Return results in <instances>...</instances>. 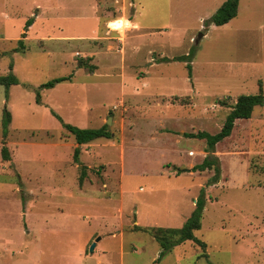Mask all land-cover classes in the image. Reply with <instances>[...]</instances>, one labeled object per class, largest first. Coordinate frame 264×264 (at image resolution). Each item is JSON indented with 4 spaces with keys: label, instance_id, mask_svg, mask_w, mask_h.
Here are the masks:
<instances>
[{
    "label": "rangeland",
    "instance_id": "1",
    "mask_svg": "<svg viewBox=\"0 0 264 264\" xmlns=\"http://www.w3.org/2000/svg\"><path fill=\"white\" fill-rule=\"evenodd\" d=\"M224 1L0 0V77L18 81L0 85V264H264V106L217 144L227 165L219 161L214 186L212 170L175 176L158 166L176 156L167 149L176 142L155 126L176 131L200 119L215 134L238 96L260 86L264 96V2L243 10L239 0L237 16L214 26ZM191 50L188 78L184 63L170 59ZM60 77L70 80L41 87ZM123 84L142 97L121 100ZM63 124H105L113 136L79 146L76 164ZM178 142L195 152L206 144ZM202 152V160L211 153ZM201 191L194 236L205 249L184 241L163 251L133 229L181 228Z\"/></svg>",
    "mask_w": 264,
    "mask_h": 264
},
{
    "label": "trees",
    "instance_id": "2",
    "mask_svg": "<svg viewBox=\"0 0 264 264\" xmlns=\"http://www.w3.org/2000/svg\"><path fill=\"white\" fill-rule=\"evenodd\" d=\"M239 0H225L214 15L209 19V23L214 26H223L231 21L237 15ZM206 24V23H205ZM32 25V20L29 19L26 21L24 25V30L26 31ZM25 34H22V38ZM18 43L22 44V40L19 39ZM191 56L192 50L183 56H177L170 59V61H178L183 62L185 68L187 70L188 77H191ZM168 62L167 58H162L161 62ZM80 68H87L90 71L94 70L96 67L94 65H90L85 60H79L77 63ZM70 80V77H60L54 80H51L41 87L52 88L54 85L61 83L63 81ZM17 78L9 73L7 76L0 77V85L9 86L17 84ZM175 101L177 98H174ZM264 106V96L261 86L259 87V92L255 95H240L236 98L235 103L230 107L229 112L226 114L224 121L222 123L219 131L213 135L207 132H198L196 134H185L186 137L190 138H199L204 139L206 142V151L213 152L214 147L217 143L221 142L225 138L229 137L232 133L234 123L236 120H247L251 118L253 110L256 107ZM5 118L3 119V137H6V128L10 122L9 113L4 110ZM65 130L73 136L76 147L74 149L73 160L76 164H78V155H79V146L88 144L99 138L110 139L113 136V133L108 130L107 126L104 124L102 127L98 129H80L68 124H63ZM1 157L3 160H8V152L6 146H2L1 149ZM176 174L182 173L184 170L180 168H173ZM205 170H212L213 175L208 179V186H212L216 184L220 179V167L218 160L216 158L209 159L206 157L201 164L193 166L190 171L191 172H202ZM83 171L82 175L79 179L80 184L83 180ZM204 192L201 191L200 198H198L195 202V209L191 216L187 219L184 225L181 228H140L138 226H134V230H140L146 233L151 234L152 238L158 243L159 247L163 251H167L170 248L174 247L176 244L184 241H192L194 244L198 245L201 249H205V244L195 238L194 233L198 231L201 227V216L202 210L204 207L203 202ZM264 197V192H263Z\"/></svg>",
    "mask_w": 264,
    "mask_h": 264
},
{
    "label": "crops",
    "instance_id": "3",
    "mask_svg": "<svg viewBox=\"0 0 264 264\" xmlns=\"http://www.w3.org/2000/svg\"><path fill=\"white\" fill-rule=\"evenodd\" d=\"M255 1H256V3H258L259 4V7L261 6V1H263L264 2V0H245L244 2L245 3H243V10L244 9H250V8H253V6L255 5ZM257 6V5H256ZM238 10H239V3H238V9H237V14H238ZM237 16V15H236ZM125 19V18H124ZM234 19V18H233ZM232 19V20H233ZM125 20H127V22L129 23V25H130V27H133V26H135V27H137V25L135 24V23H133L130 19H125ZM119 19H117L116 21L114 20V21H112L111 22V24L114 26V25H116L117 23H119ZM228 23H230V21L228 22ZM227 23V24H228ZM264 24V23H263ZM226 25V24H225ZM224 26V25H223ZM136 29H138V28H136ZM114 30V29H113ZM26 31L24 30V27H23V32H22V34H24ZM22 34H21V36H22ZM202 36H205V34L204 35H202ZM22 38V37H21ZM20 38V39H21ZM136 48H137V46H134V48H132L131 50H136ZM187 54V53H186ZM96 69V68H95ZM189 78V77H188ZM191 78V77H190ZM191 85V87H192V90H191V92L194 94V92H195V87H194V84L192 83V84H190ZM122 87H123V91L121 92V100H125L127 97H129L130 95H133V93H134V96H132V98L133 99H136V100H138V98L139 97H142L140 94V92H139V90H137V91H135L136 90V87H134V86H130L132 89H131V91L130 92H128V93H131V94H126V92H125V86H124V84L123 85H121ZM140 95V96H139ZM158 96V95H157ZM161 96H163V95H161ZM131 97V96H130ZM164 97H167V96H164ZM170 97V96H169ZM178 97V96H177ZM140 106V105H139ZM138 106V107H139ZM196 121V120H195ZM237 121V120H236ZM235 121V122H236ZM235 124V123H234ZM193 126V127H192ZM206 127H203L202 126V122H201V120L199 119V125H198V123H194V124H192V125H190V127H180L179 129H176V131H169L168 129H167V127L166 126H155L154 127V132H157L158 133V135L159 134H163V135H165V134H168V133H170V132H172V134L175 136V139L174 140H172V139H170V142H176V144L178 145L179 144V142H178V140L179 139H185V140H200V142L201 141H205L204 139H199V138H190V137H186L185 136V134H196V133H198V132H207V129H205ZM221 128V127H220ZM208 133V132H207ZM210 134V133H209ZM211 135H213V134H211ZM228 138V137H227ZM227 138H225V139H227ZM224 139V140H225ZM223 141V140H222ZM93 142V141H92ZM91 143V142H90ZM206 143V142H205ZM220 143V142H219ZM118 144H120V141H118ZM175 143H174V145H170V146H167V149H170V148H175V157H173L171 154L168 156V157H166V158H164L163 160H160L159 161V163H158V166L160 167V171H162V170H165V171H170L171 170V174H173V175H175V176H179V175H181V174H185V173H187V174H191V173H197V174H203L205 171H208V170H205V171H202V172H199V171H196V172H191L190 171V169L193 167V166H195V165H199V164H201L202 163V161L206 158V157H208L209 159H213V158H216L217 160H218V163H219V161L221 162V168L224 170V167L227 165V158H225L224 156H221L220 154H219V151H218V143L215 145V147H214V149H215V154L214 153H208L207 154V156L202 160L201 159V153H203L202 152V149L203 148H205L206 147V144H204V145H202L201 146V149L199 150V151H197V152H195V151H193L192 149H188V150H186V149H182V150H179L178 149V147H177V145H176ZM87 145H89V143L88 144H84V145H81V146H85V147H87V148H89ZM112 145H114L113 143H112ZM125 145V144H124ZM124 145H122V147H121V150H123V153H124V155H125V146ZM214 152V151H213ZM226 160V161H225ZM125 163H126V161H125ZM124 163V169H126V164ZM168 164H171V165H176L177 167H181L184 171L182 172V173H180V174H176V172H175V170L173 169L172 170V168L170 167V168H167V169H169V170H167L166 169V167H165V165H168ZM219 167H220V165H219ZM221 168H220V175H221ZM124 169H123V173H124ZM131 169V168H130ZM130 171V170H129ZM131 172H133L132 171V169H131ZM210 178V177H209ZM220 178H221V176H220ZM219 181H220V179H219ZM218 181V182H219ZM217 182V183H218ZM212 186H214V185H212ZM210 187V186H209Z\"/></svg>",
    "mask_w": 264,
    "mask_h": 264
},
{
    "label": "water",
    "instance_id": "4",
    "mask_svg": "<svg viewBox=\"0 0 264 264\" xmlns=\"http://www.w3.org/2000/svg\"><path fill=\"white\" fill-rule=\"evenodd\" d=\"M201 36H202V35H200L199 38H200ZM196 43H197V40H196ZM107 124H109V122H108ZM94 247H95V243L92 244V245L90 246V252L93 251Z\"/></svg>",
    "mask_w": 264,
    "mask_h": 264
}]
</instances>
